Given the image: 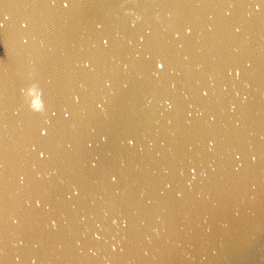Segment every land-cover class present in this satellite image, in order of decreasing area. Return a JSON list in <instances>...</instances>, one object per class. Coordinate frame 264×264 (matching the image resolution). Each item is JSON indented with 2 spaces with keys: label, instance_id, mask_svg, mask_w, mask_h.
Here are the masks:
<instances>
[{
  "label": "water",
  "instance_id": "1",
  "mask_svg": "<svg viewBox=\"0 0 264 264\" xmlns=\"http://www.w3.org/2000/svg\"><path fill=\"white\" fill-rule=\"evenodd\" d=\"M0 264H264V0H0Z\"/></svg>",
  "mask_w": 264,
  "mask_h": 264
}]
</instances>
